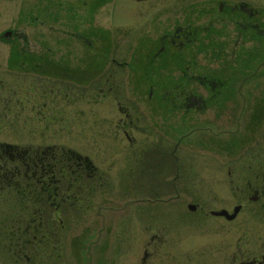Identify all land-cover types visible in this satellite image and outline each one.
<instances>
[{
	"label": "rangeland",
	"instance_id": "374dc122",
	"mask_svg": "<svg viewBox=\"0 0 264 264\" xmlns=\"http://www.w3.org/2000/svg\"><path fill=\"white\" fill-rule=\"evenodd\" d=\"M155 10L159 21L171 14L160 4ZM153 14V0H0V143L70 148L90 158L103 175L94 180L93 194L61 205L67 209L58 214L53 199L38 197L35 205L27 196L34 188L30 193L11 184L0 189V264H216L219 243L226 256L235 242L237 250L258 253L264 247L259 202L247 201L244 215L253 213L249 229L231 234L211 232L204 224L221 219L202 215L198 207L188 210L189 202L210 192L222 203L235 193L242 200L254 189L264 192V33L255 35L252 57L225 55L232 46L225 43L224 53L206 50L203 70L212 82L205 91L181 81L186 90L227 96L229 102L212 100L198 112L184 103L180 107L173 97L178 72L166 66L153 70V63L143 64L148 62L144 55L134 60L131 54L145 37L153 38ZM260 27L264 30V21ZM106 28L110 56L141 63L115 71L108 85L101 71H92L100 79L92 102L86 83L74 80L91 56L75 33L90 37L93 31L98 37ZM6 31L12 34L4 37ZM92 41L93 47L101 46V40ZM123 105L139 118L138 129L119 128ZM251 159L254 167H244ZM227 161L234 164L232 180ZM173 162L178 172L168 171ZM168 191L181 195L163 194ZM208 206L221 204L210 200ZM42 207L52 209L43 220Z\"/></svg>",
	"mask_w": 264,
	"mask_h": 264
},
{
	"label": "flooded vegetation",
	"instance_id": "af4514ba",
	"mask_svg": "<svg viewBox=\"0 0 264 264\" xmlns=\"http://www.w3.org/2000/svg\"><path fill=\"white\" fill-rule=\"evenodd\" d=\"M158 4L166 8L168 12H171V14L166 16L164 21H159L157 15H155V8ZM263 8L264 0H153L154 14L150 27V29H153V38L149 35L145 37L147 38L143 39L145 42L134 48L131 54L137 56L134 60L139 59L138 55H144L145 60L148 62L145 61L143 64L150 65L153 63V66H155L153 70H159V67L161 70H164V66H166L165 68H171L172 71L178 72L173 85H175L174 87H179V89L177 90L178 94L173 97L179 100L180 107L184 103V108L188 110L193 108L201 112L207 107L209 101L211 102L213 100L220 104L229 102V99L226 98L227 96H205L199 93L198 90H186L184 87L185 84L182 83L181 80L186 78L188 84L185 86H200L204 92L206 85L212 82L208 80L205 75V70H203V66L205 65L204 55L207 52L206 50L211 51L213 49L216 51L219 50L216 53H224L223 50L227 47H221V45H223L221 43L232 45L231 53H225V55H237L243 52L247 55L250 54L249 56L252 57L253 39L257 33H264V30L260 27V24L264 21ZM107 29L109 28H106V30L100 29L101 34L98 35V37H94L93 31H90V37L75 33L76 38H84V41L91 49V52H89V56H91L89 60L84 63L85 68L83 73H79L77 70L74 72V80L86 83L87 99H89L90 96L92 102L93 85L95 81L97 83L100 82L99 78L94 79L97 74L93 76L92 71H101L103 74L101 77L103 81H106L105 85H108L110 76H115V71L119 73L123 71L125 67L129 70H133L141 63L140 61L135 63L126 61L124 58L110 56L112 50L107 41L110 32ZM90 38L92 40H101V46L93 47V41ZM229 40H231V44ZM238 40H241V43H238ZM242 40H244V42H242ZM151 45H153V48H151ZM113 49L117 52L115 48ZM248 51H250V53ZM196 54L199 56L198 58L195 57ZM179 57H181V62H179ZM111 61L115 66H112V70L109 69V63ZM95 66H98V68L94 69ZM194 67H198V69ZM111 86H115V84H111ZM215 88L214 86V89ZM100 90L103 91L104 89ZM185 90L186 92H184ZM179 92H181V94H179ZM130 109V107L125 105L119 108L122 114V117L119 118V128L122 127L128 130L131 127H135L138 129L139 126L135 122L139 121V118H133V113H130ZM126 125H129V127H125ZM46 147L55 146H43V148ZM39 150H41L42 153V148H39ZM174 150L171 151L172 154ZM52 151L53 150L43 152L42 158L16 160L15 168L9 169V173L21 175L20 178L23 183L22 189L25 193H30V190L34 188L32 190H34L36 196L42 199H53L50 204L54 205V212L58 214L62 210L67 209V206L61 207V205H73V202L81 198V196L93 194L95 192L94 180H100L103 175L98 173V167L93 164L90 158L83 157L79 153L73 152L70 148L67 149V151H72V157L64 155L65 153L59 155V153ZM51 152L54 154L53 158L48 157ZM249 161L246 160V163L243 164V166L245 165L244 167H248V169L254 167V165L251 164L252 159ZM260 161H264V158ZM173 163L167 165L168 171L172 168V171L174 169V171L178 172L179 170H176L175 163ZM225 163L228 167L227 173L229 180H232L233 176L230 166L233 167L234 164L231 165L229 161ZM177 167L179 168V166ZM128 172H132V166L129 168ZM175 175L177 176V173L174 174V177ZM169 183L175 185V180L168 181V185L171 186ZM248 185L251 187V184ZM35 189L38 190L36 191ZM180 193L179 191H168L163 194H167L168 197L174 195L180 197ZM204 195L205 194L201 197L199 196L198 202H189L188 205H194L195 208L191 209L188 206V210L195 212L198 207V211H200L202 215L221 219L222 223L210 224L204 221V224L208 227L207 229L211 232H214L216 229L222 230L225 234L226 232L230 234L238 232L239 229L244 232L247 231V229H249V224L247 222L249 217L253 214L249 212V215H247V213L244 215L245 208H248V200V202H259L260 208H258V211L262 210L264 212V192H258L257 189H254V194L245 195V199L243 198L242 200H238L239 197L237 193L232 194V196H230L231 198L227 202L224 201V203L218 200V197H216L218 194L216 193L210 192ZM210 200L219 201L221 206L216 209L209 207L208 202H210ZM237 206L238 210L234 213V209ZM248 209H250V207ZM46 210L48 209L44 207L38 208V212H43L41 213L42 216H40V219H46L44 214ZM218 211H225L226 213H214ZM154 216L156 217L153 211V218ZM58 222L61 223V219L58 218ZM37 226L39 225L37 224ZM168 231L169 229H167L166 233ZM244 234L247 235V233ZM33 237H35V235ZM154 238L155 237H153V241ZM234 245L236 248L230 251L228 254L229 256H226L224 246L219 243L218 254H215L212 260H215V262L218 260L216 264H264V247H261L260 252L257 253L256 251H249L239 246V250H237V242H235ZM19 251L20 250L17 252ZM223 254L225 256L222 257ZM153 255H156V253L153 252ZM227 257L230 258L228 261ZM25 258L29 260L28 256H25Z\"/></svg>",
	"mask_w": 264,
	"mask_h": 264
},
{
	"label": "trees",
	"instance_id": "16d2710c",
	"mask_svg": "<svg viewBox=\"0 0 264 264\" xmlns=\"http://www.w3.org/2000/svg\"><path fill=\"white\" fill-rule=\"evenodd\" d=\"M38 150L39 149H36V148H23V147H19V146H15V145L0 143V189L5 188V187H9L11 184L14 189H17L18 191L22 192V190H23L22 184L23 183H22L21 178H20L21 175H17L16 173H13V174L9 173V169L13 168L10 166V164H13L15 167V165H16L15 161L16 160L42 158L43 152L51 151V150L59 153V155H61L62 153H65L64 155H69L70 157H72V155H71L72 151L64 152V151H62L63 149L58 150L55 147L42 148V150H43L42 153H41V150H39V151ZM52 152H51V154H49L48 157H50V158L54 157V154H52ZM19 195L22 197V194H19ZM25 195H27V194H25ZM27 196L34 198L35 200L33 202L36 205V203L39 199L38 196H36V193H34L32 195L28 194ZM34 214L38 215L37 212H35ZM36 230H39V229H36Z\"/></svg>",
	"mask_w": 264,
	"mask_h": 264
},
{
	"label": "water",
	"instance_id": "95a60500",
	"mask_svg": "<svg viewBox=\"0 0 264 264\" xmlns=\"http://www.w3.org/2000/svg\"><path fill=\"white\" fill-rule=\"evenodd\" d=\"M11 33H12L11 31H6V32H4L3 36H4V37H8V36L11 35ZM189 207H190L191 209H194V208H195L194 205H189ZM237 210H238V206L235 207V209H234V213H236ZM214 213H215V214H225L226 212H225V211H218V212H214Z\"/></svg>",
	"mask_w": 264,
	"mask_h": 264
}]
</instances>
